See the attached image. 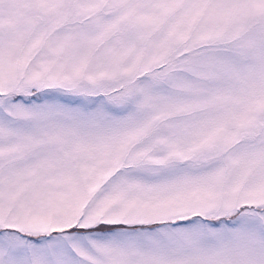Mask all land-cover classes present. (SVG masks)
I'll return each mask as SVG.
<instances>
[{
  "label": "snow or ice",
  "instance_id": "6c2138e0",
  "mask_svg": "<svg viewBox=\"0 0 264 264\" xmlns=\"http://www.w3.org/2000/svg\"><path fill=\"white\" fill-rule=\"evenodd\" d=\"M0 264H264V0H0Z\"/></svg>",
  "mask_w": 264,
  "mask_h": 264
}]
</instances>
